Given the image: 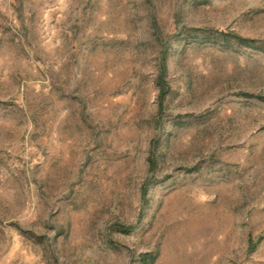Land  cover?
I'll return each instance as SVG.
<instances>
[{"label": "rangeland", "instance_id": "rangeland-1", "mask_svg": "<svg viewBox=\"0 0 264 264\" xmlns=\"http://www.w3.org/2000/svg\"><path fill=\"white\" fill-rule=\"evenodd\" d=\"M0 264H264V0H0Z\"/></svg>", "mask_w": 264, "mask_h": 264}]
</instances>
